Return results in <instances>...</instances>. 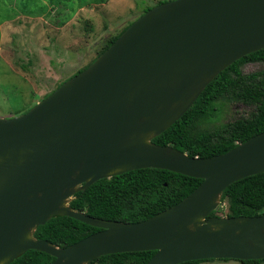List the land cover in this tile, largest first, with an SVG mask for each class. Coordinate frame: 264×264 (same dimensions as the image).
Returning <instances> with one entry per match:
<instances>
[{
    "label": "water",
    "instance_id": "95a60500",
    "mask_svg": "<svg viewBox=\"0 0 264 264\" xmlns=\"http://www.w3.org/2000/svg\"><path fill=\"white\" fill-rule=\"evenodd\" d=\"M264 49V0H173L147 10L24 114L0 118V264L28 250L51 264L155 251L147 264L264 259V214L210 216L232 183L264 173V132L211 158L152 140L207 85ZM201 179L178 204L138 223L106 221L69 202L93 183L139 169ZM53 217L99 231L67 247L34 238Z\"/></svg>",
    "mask_w": 264,
    "mask_h": 264
},
{
    "label": "trees",
    "instance_id": "16d2710c",
    "mask_svg": "<svg viewBox=\"0 0 264 264\" xmlns=\"http://www.w3.org/2000/svg\"><path fill=\"white\" fill-rule=\"evenodd\" d=\"M162 3L159 2L157 5ZM147 10L149 8L142 14ZM126 27L119 34L106 39L98 55L107 49ZM94 60L76 74L86 69ZM245 63H264V49L239 59L222 71L207 85L191 108L152 142L160 146H171L191 157L211 158L224 154L238 144L263 133L264 72L244 74L240 68ZM224 102L242 103L251 111L231 122L220 124L213 131L199 130L200 125L219 120ZM201 182V179L166 170L150 168L133 170L93 183L85 192H78L69 202V206L90 217L106 221L138 223L178 204ZM262 214L264 173L230 184L222 193L218 209L210 216L254 217ZM97 231L98 228L70 217H53L44 225L37 227L34 238L46 240L58 247H67ZM154 254L155 251L111 254L95 259L91 264H147ZM53 260L54 258L46 253L28 250L10 264H51ZM207 261L213 260L182 264ZM238 262L261 264L264 259Z\"/></svg>",
    "mask_w": 264,
    "mask_h": 264
},
{
    "label": "rangeland",
    "instance_id": "374dc122",
    "mask_svg": "<svg viewBox=\"0 0 264 264\" xmlns=\"http://www.w3.org/2000/svg\"><path fill=\"white\" fill-rule=\"evenodd\" d=\"M169 1L173 0H0V118L27 112L96 59L106 39L145 9ZM240 70L264 72V63H245ZM250 111L242 103L224 102L219 120L199 130L213 131Z\"/></svg>",
    "mask_w": 264,
    "mask_h": 264
}]
</instances>
